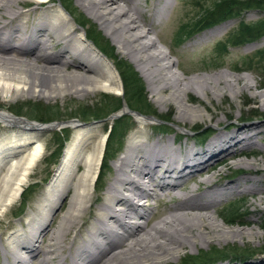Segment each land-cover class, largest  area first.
I'll return each mask as SVG.
<instances>
[{"label": "bare ground", "instance_id": "bare-ground-1", "mask_svg": "<svg viewBox=\"0 0 264 264\" xmlns=\"http://www.w3.org/2000/svg\"><path fill=\"white\" fill-rule=\"evenodd\" d=\"M44 1L48 0H0V39L9 47L0 50V101L7 103L17 97L35 94L48 98L52 94H62L67 89L77 92L120 91L112 63L84 35L76 30L71 31L64 15L58 10H50ZM78 1L114 36L119 53L135 58L153 86L156 100L160 103L171 100L178 104L177 113L180 117H202L199 114L201 111L185 103L186 93L193 91L197 96H203L205 88L201 87L207 86L213 89L212 95L219 96L216 92V77H195L196 87L189 88L186 79L172 70L173 62L164 49L147 35L144 29L146 25L142 22L143 10L137 0ZM170 4L171 0H165V3L155 8L156 20L164 15ZM60 8L65 11L61 3ZM147 25L151 26L150 23ZM228 27V24H223L212 33H223ZM48 52L54 53L58 59L51 61ZM65 55L69 56L70 62L63 59ZM85 63L93 64L94 69ZM69 66L78 71L72 69V72H67ZM68 80L78 82L69 85ZM209 80L216 87L210 85L207 82ZM244 87L251 86L246 83ZM165 90L169 91L167 99L160 95ZM261 102L264 106V91ZM137 123L139 126L150 124L141 118L137 119ZM0 124L16 130L11 131L8 139H0L1 219L18 200L29 174L42 156L38 134L46 129L57 130L59 126L29 124L11 116L6 110H0ZM70 128L73 133L43 195L36 203L37 212L28 215L31 218L24 224L20 234L8 235L6 242H3V264H159L162 257H174L181 247L194 246L198 242L203 244V230L217 236L245 235L242 229L222 227L214 221L211 212L205 211L179 213V216L169 213L150 222L153 212L145 203L147 199L158 197L155 188L160 189V197L170 195L186 202L193 199L197 192L192 193V190V194L188 195L175 192L181 186V183L175 182L197 169L207 171L210 167L207 163L222 159V153L226 155L229 149L244 140H238L233 135L225 139L216 138L218 141L209 142L205 151L196 150L193 146L180 150L178 145L173 146L175 142L172 139L151 143L130 142L125 154L115 165L117 173L108 185L102 202L97 205L98 213L93 223L85 234H80L78 217L86 207L102 157L104 140L90 148L96 127L79 125ZM33 143L36 144L34 148L29 151L24 149ZM244 163L253 165L250 161ZM251 171L257 172L255 169ZM212 178L207 176L202 179V183H206V191L203 192H207L208 198L203 203L205 206L186 202L181 206L187 210L210 208L213 204L211 196H218L217 184ZM67 196L68 206L61 220L54 227L52 223L55 217L46 224L47 219L54 214L55 206ZM206 203L210 205L206 206ZM40 243L44 244L42 248ZM64 250L66 257L63 255ZM217 262L208 261L204 264Z\"/></svg>", "mask_w": 264, "mask_h": 264}, {"label": "rangeland", "instance_id": "rangeland-1", "mask_svg": "<svg viewBox=\"0 0 264 264\" xmlns=\"http://www.w3.org/2000/svg\"><path fill=\"white\" fill-rule=\"evenodd\" d=\"M217 1L171 0L170 8L168 6L164 15L159 20L158 18L156 20L155 8L165 3V0H137L143 10L142 22L146 25L144 29L147 35L153 38L157 46L164 49L168 58L173 62L172 70L180 74L182 79H186L187 87H196L195 77H216L218 80L216 92L219 96L212 95L213 89H209L207 86V88L201 87L205 88L204 90L202 89L203 96H197L192 93L193 91L184 95L186 104L201 111L199 114L202 117L193 119L180 117L177 113L178 104L176 102L168 100L165 103H160L156 100L157 96L152 91L153 86L147 79L146 73L141 71L140 65L136 63L135 58L132 55L119 53V45L114 36L78 0L44 1L45 6L50 7V10H58L64 15V19L66 18L70 23L71 31L80 32L86 39V30L91 26L94 30L92 35H99L98 37L102 41L100 43L102 48L100 46L99 48L103 49L105 53H102L90 40L88 41L103 57L112 63L111 65L117 74L121 91L122 86L114 62L120 60L132 67L143 84L146 103L155 111L156 116L162 122L159 124L157 117H153L156 122L151 121L149 122L150 124L139 126L137 119L140 117L124 115L129 119L130 125L127 126L123 145L115 159L109 164L101 157L89 198L86 201L87 204L85 203L86 207L84 212L80 213V218L78 217L79 225L82 229V231L80 229V234H85L90 224L93 223V218L98 213L97 205L102 202L108 185L117 173L115 165L125 154L130 142L135 144L141 141L151 143L155 140L165 141L172 139L175 142L173 146L178 145L180 150L186 147L190 149L193 146L196 150L205 151V147L208 146L209 142L214 143L218 141L215 140L216 138L223 137L222 139H225L224 137L233 135L238 140H244L237 144L236 147L229 149L226 155L222 153V159L211 160L207 163L210 166L207 171L197 169V171L189 174L186 178L175 182L181 183V186L177 187L175 192L184 194L197 192L196 196L192 197L193 199L186 202V200L180 201L170 195L160 197V189L155 188V193H157L158 197L147 199L145 203H147L149 210L153 212L150 222H155L159 217H165L169 213H175V216H179L187 212L205 211L211 212L213 218H215L214 221L221 224L222 227L232 230L242 229L245 235L217 236L215 233L203 230L205 234V242L203 244L198 242L194 246L181 247L174 257L170 255L164 256L158 262L159 264H182L187 259L196 260L201 254L217 253L222 255L220 256L221 259L214 258L211 262L218 261V264H264V106L261 102V94L264 91V67L261 64L264 65V60L257 61V58L254 57L255 53L264 49V36L242 44L233 43V37L237 35L239 24H253L260 20L263 12L260 8H238L231 17L225 16L224 20L208 26L198 25L200 27L195 28L188 34L196 23L198 24L203 20L205 12L212 9ZM60 3L66 12L64 10L61 11ZM148 23L151 26L147 25ZM223 24H228L229 26L225 32L218 33L215 31L212 33V31L217 30L216 28ZM8 48L0 39V50ZM48 56L51 61L58 59L52 52H48ZM111 56L113 60L110 58ZM64 57L65 61L70 62L68 61V55ZM85 64L93 68V64ZM72 69L75 68L69 66L67 72H72ZM75 70L78 71L77 69ZM77 82L78 80L76 82L68 80L67 84H77ZM207 82L216 87V84H213L211 80ZM246 83L251 87H244ZM157 85L155 84V86ZM203 85L205 86L204 83ZM70 90L67 89L59 95L52 94L48 98L38 97L35 94L26 95L22 98L17 97L7 103L0 101V110H6L11 116L20 118L29 124L46 125L53 122L74 120L76 121L74 126L77 123L94 125L96 129L89 146L92 148L100 140L104 139L107 123L89 124L98 120L83 122L79 119L78 112L87 108L89 111L103 108L102 96L109 100L110 97H118L120 91L90 90L88 92H77L74 89ZM231 93H233V96ZM160 95L167 99L169 91H161ZM122 105L126 106L124 101L121 100ZM33 106L42 109L41 115L44 120L46 119L45 122L34 120L30 114ZM44 109H47L49 114H45ZM74 114L76 116H71ZM53 116L56 118L55 121L51 120ZM70 127L66 128L65 133L62 132L64 130L62 129L38 134V143L42 145V156H40L29 174L18 200L10 206L4 217L0 219V264L5 262L3 242H6L8 235L20 234L24 224L31 218H28V215H34L37 212L36 203L43 195L46 185L60 161L64 147L73 133ZM241 128H243L242 132ZM13 130L16 132L15 129L5 128L0 124V139H8L7 137L12 134L11 131ZM61 138L65 139V142L60 152H58L57 140ZM247 142L251 143L246 145ZM35 146L36 144L33 143L24 149L29 151ZM245 161L253 162V165H247L244 163ZM251 168H254L257 172L251 171L254 170ZM207 176H212L213 182L217 184L218 196H211L213 199L211 207L206 209H184L181 204L183 205L185 202L205 206L203 203L208 198L206 196L207 192H203L206 191V183L203 184L202 179ZM183 180L185 181L183 182ZM168 181L173 182V180ZM191 191L192 193H190ZM67 204L68 196L59 201L57 206H55L54 214L45 223L48 224L55 217L52 227L56 226L67 210ZM208 205L210 204L206 203V206ZM230 207L236 210L234 216L230 218L236 224L226 223L227 220H230H225L229 216ZM174 208L178 209V211L173 212ZM35 217L33 216L32 218ZM34 233H36V230H34ZM72 235L73 232L69 234V238ZM43 245V243H40V248ZM63 255L66 257V250H64ZM208 261L203 260L195 264L207 263ZM194 262L186 264H194Z\"/></svg>", "mask_w": 264, "mask_h": 264}, {"label": "trees", "instance_id": "trees-1", "mask_svg": "<svg viewBox=\"0 0 264 264\" xmlns=\"http://www.w3.org/2000/svg\"><path fill=\"white\" fill-rule=\"evenodd\" d=\"M260 8L263 12V16L260 18L259 21L250 24V25H244V24H239L238 30H237V35L233 37V43L234 44H242L246 42H250L253 40H257L260 37L264 36V0H244V1H239V0H218L215 2L214 7L208 11L205 12V16L203 17V20H201L198 24L196 23L193 26V29L188 33L190 34L192 30L195 28H198L200 26H208L212 24H216L222 20L225 19L226 17H231L234 15L233 12L237 10L238 8ZM82 24V23H81ZM200 25V26H198ZM89 26V25H88ZM92 32L94 30L91 28V26L88 27L86 30L85 37L87 40H90L96 47L99 48L101 45L100 43V38L98 37L99 35L95 34L92 35ZM101 47V46H100ZM102 48V47H101ZM100 49L102 53H105L103 49ZM111 52V51H110ZM254 57L257 58V61L264 60V49L262 51H258L255 53ZM112 59V56L110 57ZM113 60V59H112ZM116 70L118 71L119 79L121 82L122 86V95L121 97H110V99H106V97L102 96V103H103V108L100 109H83V111H79V119L82 120L83 122H88L90 120H99L102 118H105L111 113H114L120 109L121 106V100L124 101L126 104L127 108L129 110L135 111L137 113L143 114V115H149L154 118H156L155 111L146 103V97H145V92H144V87L143 84L136 74L134 70L132 69L131 66L128 64L116 60L114 62ZM257 64V63H256ZM262 67H264L263 64H261ZM33 110H30L31 116H33L34 120L37 122H45L46 119L44 120V117H42V109H38L36 106L32 107ZM86 110V111H85ZM45 114L48 113L47 109H44ZM49 114V113H48ZM53 114V113H51ZM71 116H76L71 115ZM158 119V117H157ZM51 120H56L55 116L51 117ZM161 121L160 119H158ZM164 120V119H163ZM165 124V123H163ZM129 124V119L125 116L120 117L112 122V125L109 129L106 141H105V146H104V151H103V160L107 162L108 164L115 159V156L118 154L119 150L121 149L123 145V140L127 131V126ZM63 133L66 132V129L62 130ZM65 139H58L57 140V150L60 152V149L62 145L64 144ZM234 213H236V210L232 209V207L229 208V216L226 217L225 220L230 219L231 216H234ZM227 224H236L234 220H227ZM232 254V253H230ZM264 254V253H263ZM248 255V254H247ZM222 255L217 254V253H210V254H201L195 259L192 260H186L182 264H186L188 262H202L209 260L211 262L214 258L216 259H221ZM204 264V263H202Z\"/></svg>", "mask_w": 264, "mask_h": 264}, {"label": "water", "instance_id": "water-1", "mask_svg": "<svg viewBox=\"0 0 264 264\" xmlns=\"http://www.w3.org/2000/svg\"><path fill=\"white\" fill-rule=\"evenodd\" d=\"M121 95H122V91H121V88H120V94H119V96H121ZM124 115H132L133 117L143 118V119H145L148 122H151V121H155L156 122V120L152 116H143V115H140L137 112L128 110L125 105H122L121 108L118 111L109 114L108 116H106L105 118H103L101 120H98V121H95V122H91L89 124H92V123L93 124L108 123L107 131H106V134H105L104 139H103L104 140V144H105V141H106V138H107L109 129L111 127L112 121H114V120H116V119H118V118H120V117H122ZM20 120H22V119H20ZM75 122L76 121L72 120V121H63V122H53V123H49V124H46V125H50L52 127L55 126V125H58L59 126L58 127L59 129H57V130H60V129L69 128L70 125L71 126H74L75 125ZM32 124H34V123H32ZM40 125H42V124H40ZM79 125H87V124H83V123H79L78 124L77 123L76 126H79ZM47 131H50V130L49 129H46V131L44 130V132H47Z\"/></svg>", "mask_w": 264, "mask_h": 264}]
</instances>
